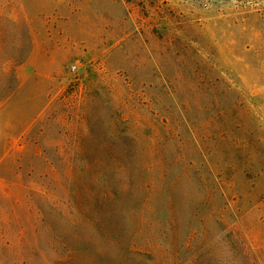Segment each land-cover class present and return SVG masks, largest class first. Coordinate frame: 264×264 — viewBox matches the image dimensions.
I'll return each instance as SVG.
<instances>
[{
  "label": "rangeland",
  "instance_id": "rangeland-1",
  "mask_svg": "<svg viewBox=\"0 0 264 264\" xmlns=\"http://www.w3.org/2000/svg\"><path fill=\"white\" fill-rule=\"evenodd\" d=\"M0 264H264V0H0Z\"/></svg>",
  "mask_w": 264,
  "mask_h": 264
}]
</instances>
